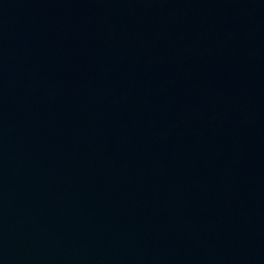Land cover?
<instances>
[{"label":"water","instance_id":"95a60500","mask_svg":"<svg viewBox=\"0 0 264 264\" xmlns=\"http://www.w3.org/2000/svg\"><path fill=\"white\" fill-rule=\"evenodd\" d=\"M0 264H264V0H0Z\"/></svg>","mask_w":264,"mask_h":264}]
</instances>
